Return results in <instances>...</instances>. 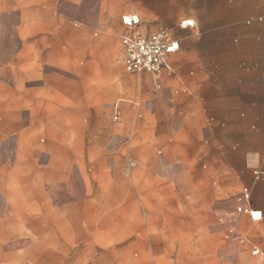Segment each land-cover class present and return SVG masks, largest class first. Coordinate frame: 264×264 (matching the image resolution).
Instances as JSON below:
<instances>
[{"label":"crops","instance_id":"0c3cea01","mask_svg":"<svg viewBox=\"0 0 264 264\" xmlns=\"http://www.w3.org/2000/svg\"><path fill=\"white\" fill-rule=\"evenodd\" d=\"M89 1L0 0V264H68L75 245L115 248L83 262L264 264L249 234L264 220V0ZM75 9L138 18L122 23L124 73L121 37L149 34L141 19L195 24L172 32V73L150 75L145 101L117 98L110 122L48 71ZM244 188L260 220L237 212Z\"/></svg>","mask_w":264,"mask_h":264},{"label":"rangeland","instance_id":"374dc122","mask_svg":"<svg viewBox=\"0 0 264 264\" xmlns=\"http://www.w3.org/2000/svg\"><path fill=\"white\" fill-rule=\"evenodd\" d=\"M90 4L93 1L86 0ZM92 5V4H91ZM74 19L69 20L66 28L63 29L70 33V37L64 40V56L61 65L54 67L47 65L55 76L60 78H67L74 81V108L75 110L89 109V111H96L100 114H107L108 120L111 121L112 104L119 97L141 99L145 101L148 97L152 87L150 75L147 73L128 74L121 71L120 57L121 46L120 36L123 32L122 20L119 22H110L100 20L99 22L93 21V16H85L81 9L74 10ZM85 13V12H84ZM91 19V20H88ZM73 21L78 22V27H73ZM51 26L53 24H50ZM179 23L172 24H153L145 23L141 19V29L146 32H155L163 28L171 30L173 33H178ZM181 35V34H179ZM188 37L184 40V36ZM187 32L182 34V43L189 47L193 46L195 38L189 36ZM208 44V41H205ZM89 97V104L83 102L82 97ZM89 107V108H88ZM130 116V114L128 115ZM101 115L97 119L92 120L97 123L100 122ZM78 122H84L85 119H78ZM104 120L101 119V122ZM88 122V120H85ZM87 132V131H86ZM96 132V130H95ZM75 133V141L77 139ZM80 137V136H79ZM81 142V139L78 140ZM82 146V144H81ZM81 148V147H80ZM87 152L75 151V154L87 160ZM261 190L264 191V184ZM249 234L255 237L261 245L264 246V220L262 224H252L249 228ZM81 234L75 232V242L77 237ZM103 231H90L89 238L102 237ZM260 244V243H259ZM114 247H86L82 245H75L69 253L74 256L73 262L68 264H105L101 262H83L84 258H104L103 255H114ZM97 261L96 259H94ZM253 264H261L256 258L252 259ZM114 264V263H108ZM135 264H145L137 262ZM150 264H191L185 262H177L171 260L170 262L157 261Z\"/></svg>","mask_w":264,"mask_h":264},{"label":"built area","instance_id":"2783aa9c","mask_svg":"<svg viewBox=\"0 0 264 264\" xmlns=\"http://www.w3.org/2000/svg\"><path fill=\"white\" fill-rule=\"evenodd\" d=\"M122 23L132 27L139 23L134 15H124L121 18ZM192 20H185L179 24L181 29L194 26ZM123 47L122 65L124 71L132 74L147 73L152 76H158L161 73L171 74L170 58L179 49V40L169 29H160L153 33L144 34L135 32L125 34L121 37ZM113 120L117 121L115 114ZM261 171H254L255 178L261 175ZM243 204L237 207V212L247 214L252 220H260L261 212L254 210L249 205V190L243 189ZM241 200V199H240ZM258 250H252L251 254L256 255Z\"/></svg>","mask_w":264,"mask_h":264}]
</instances>
